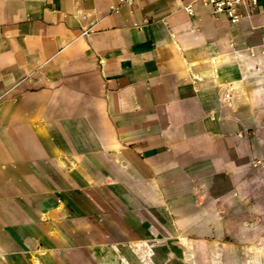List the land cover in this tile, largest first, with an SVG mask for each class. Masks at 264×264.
<instances>
[{"label":"crops","instance_id":"crops-1","mask_svg":"<svg viewBox=\"0 0 264 264\" xmlns=\"http://www.w3.org/2000/svg\"><path fill=\"white\" fill-rule=\"evenodd\" d=\"M241 11L0 0V264L159 263L236 199L264 136V2Z\"/></svg>","mask_w":264,"mask_h":264},{"label":"rangeland","instance_id":"rangeland-1","mask_svg":"<svg viewBox=\"0 0 264 264\" xmlns=\"http://www.w3.org/2000/svg\"><path fill=\"white\" fill-rule=\"evenodd\" d=\"M253 144L247 179L237 185L236 199L212 203L198 229L166 232L170 249H161L154 263L147 248L141 264H264V136L254 134ZM238 170L243 174V168ZM164 256H170L166 263Z\"/></svg>","mask_w":264,"mask_h":264},{"label":"built area","instance_id":"built-area-1","mask_svg":"<svg viewBox=\"0 0 264 264\" xmlns=\"http://www.w3.org/2000/svg\"><path fill=\"white\" fill-rule=\"evenodd\" d=\"M212 6L216 14H226L233 23L240 22L244 17L241 8L244 7L247 15H251L264 0H202Z\"/></svg>","mask_w":264,"mask_h":264}]
</instances>
